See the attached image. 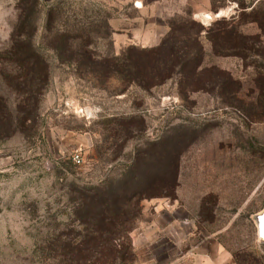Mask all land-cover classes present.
<instances>
[{
  "label": "rangeland",
  "instance_id": "rangeland-1",
  "mask_svg": "<svg viewBox=\"0 0 264 264\" xmlns=\"http://www.w3.org/2000/svg\"><path fill=\"white\" fill-rule=\"evenodd\" d=\"M35 2V41L50 56V81L36 119L26 127L15 119L11 133L0 126V264H51L41 247L79 228L71 199L78 186L119 179L131 167L145 178L139 190L146 197L129 208L141 211L132 218V264H200L204 255L196 251H208L215 264H264L257 228L264 211V71H257L264 66V0L253 10L215 0L225 4L217 12L211 0H0V94L15 118L21 98L12 82L20 73L9 58L12 32L20 15L33 17ZM53 4L68 11L71 24L74 12L81 22L86 11L97 12L101 37L90 48L100 54L169 39L165 56L187 44L193 61L161 65L158 52H142L137 84L93 79L84 61L48 50L42 19ZM223 17L246 37L216 33L214 51L202 33L199 54L193 38L201 27L191 21L207 29ZM19 32L33 30L28 23ZM256 38L255 54L248 46Z\"/></svg>",
  "mask_w": 264,
  "mask_h": 264
},
{
  "label": "trees",
  "instance_id": "trees-1",
  "mask_svg": "<svg viewBox=\"0 0 264 264\" xmlns=\"http://www.w3.org/2000/svg\"><path fill=\"white\" fill-rule=\"evenodd\" d=\"M230 1H237L238 7L241 9L252 7L253 10L257 3L262 0H251L249 6H246L243 0ZM37 6L38 4L35 2L33 4V17L20 15V21L14 26L12 32V47L9 51V58L10 60L11 56L15 58L20 70V73L12 77V82L16 93L21 98L18 105L21 115H17L15 118L9 110L10 103L0 94V126H5L9 133L16 128L15 119L19 125L26 127L27 122L37 118L40 97L50 81L48 61L50 56L41 52L35 41L40 19ZM224 6V3L217 5L215 0H211V9L215 12ZM67 12L54 4L46 11L42 22L50 47L48 50L60 59H64L66 56L76 61H84L87 66L82 71L93 79H103L105 82L124 79L130 85L137 84L139 77L137 66L139 64L136 62L138 61L137 56L142 52H158L159 61L161 60L159 64L165 62L167 58H176L184 61L183 66L185 68L188 63L193 61L192 57L195 52L192 50V46L187 44L184 47H177L175 44L165 56L164 48L169 39L152 49L139 50L135 47H128L119 54L114 52L100 54L96 49L90 48L95 44L96 38L101 37L99 34L102 26L98 24L97 12L88 15V11H86V14L82 15L85 17V22L77 20V16L81 15L80 12H74L73 16L76 21L74 24L70 23L71 17L67 15ZM191 22L195 26L201 27V30L195 33L196 38H193L197 50L200 51L199 54H204L200 42L202 33H205L206 39L216 51L217 42L214 40V35L216 33L223 35L228 30L230 32L235 31V27L231 23H227L225 17L215 21L207 29L202 25L200 26L199 23ZM28 23L33 32L27 35V32H22L24 34L21 36L19 28H24ZM236 28L238 29V27ZM235 33L239 34L240 37H246V34L240 30H236ZM256 39L257 41L248 46L250 51L255 54L258 50L256 43L260 44V38ZM77 43L81 44H78L80 46L78 49L74 48ZM161 52H163L162 58L160 57ZM161 65H157L159 69ZM260 67L257 71L262 74L264 66ZM5 78L7 79L8 76ZM168 166L164 167V173L170 171ZM144 179L137 174L134 167H131L127 175L119 179L108 178L91 187L78 186L76 190L78 197L72 196L71 199L74 205H77L73 208L75 216H81L78 218L79 228H66L68 232L55 234L53 239L45 241L41 247L51 260V264H132L135 258V249L131 238V233L135 228L132 218H138L141 211L139 208L134 215H131L129 208L134 205V201L139 205L140 201L146 198L144 195L142 196L143 191L139 190Z\"/></svg>",
  "mask_w": 264,
  "mask_h": 264
},
{
  "label": "water",
  "instance_id": "water-1",
  "mask_svg": "<svg viewBox=\"0 0 264 264\" xmlns=\"http://www.w3.org/2000/svg\"><path fill=\"white\" fill-rule=\"evenodd\" d=\"M258 239L264 243V211L258 216Z\"/></svg>",
  "mask_w": 264,
  "mask_h": 264
},
{
  "label": "crops",
  "instance_id": "crops-1",
  "mask_svg": "<svg viewBox=\"0 0 264 264\" xmlns=\"http://www.w3.org/2000/svg\"><path fill=\"white\" fill-rule=\"evenodd\" d=\"M165 230L167 229V228H164ZM168 232V231H167ZM198 254L200 253V254H202V255H204V256H202L201 257V259H200V264H215V261H214V259L212 258V255H210L209 253H208V251H196Z\"/></svg>",
  "mask_w": 264,
  "mask_h": 264
},
{
  "label": "built area",
  "instance_id": "built-area-1",
  "mask_svg": "<svg viewBox=\"0 0 264 264\" xmlns=\"http://www.w3.org/2000/svg\"><path fill=\"white\" fill-rule=\"evenodd\" d=\"M77 158H79V157H77Z\"/></svg>",
  "mask_w": 264,
  "mask_h": 264
}]
</instances>
